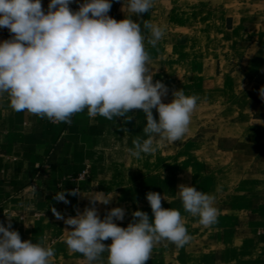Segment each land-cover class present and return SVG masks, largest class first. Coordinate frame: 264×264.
<instances>
[{"label": "clouds", "instance_id": "1", "mask_svg": "<svg viewBox=\"0 0 264 264\" xmlns=\"http://www.w3.org/2000/svg\"><path fill=\"white\" fill-rule=\"evenodd\" d=\"M72 2L50 0L45 12L41 0H0V28L11 33L10 39L0 42V96L7 94L9 107L15 112L27 111L69 125L71 118L85 109L90 118H122L124 123L133 119L130 113L141 110L146 119L142 132L147 138L137 137L127 149L137 159L156 153L164 142L181 140L201 98L179 89L173 91L170 103L162 102L168 88L159 80L153 82L145 33L147 44L154 48L165 37L166 28L147 20L141 26L132 19L148 13L154 0H127L131 15L120 21L108 15L111 0H84L77 11L69 7ZM124 4L125 0L123 12ZM261 95L264 98V90ZM178 188L183 209L198 217L200 225L208 228L218 222L214 195L194 186L181 184ZM79 194V189L67 192ZM97 194L90 196L92 207H85L83 213L77 211L75 217L65 219L51 209L57 220L70 226L64 230V243L87 264H105L104 253L106 264H146L158 244L167 242L182 248L190 243L192 237L180 211L163 208L166 198L161 194L147 193L152 217L136 210L126 228L114 222L125 217L121 207L100 218L95 204L107 205L111 199ZM53 199L69 203L65 190L55 193ZM5 216L7 226L0 224V264H51L54 249L22 241L19 232L11 230L12 217ZM109 239L111 244L103 243Z\"/></svg>", "mask_w": 264, "mask_h": 264}, {"label": "rangeland", "instance_id": "2", "mask_svg": "<svg viewBox=\"0 0 264 264\" xmlns=\"http://www.w3.org/2000/svg\"><path fill=\"white\" fill-rule=\"evenodd\" d=\"M261 35V39L245 44L238 58L212 60L217 65L212 74L224 72L232 85L264 84V29ZM183 91L201 98L184 137L164 142L156 153L137 159L127 149L137 137L147 138L142 132L146 122L117 121L115 132L101 146L103 170L89 169L70 217L92 207L90 196L103 193V198L111 200L107 205L95 204L98 215L103 219L112 208L121 207L125 217L114 222L126 228L136 210L152 217L146 194L157 192L166 198L163 208L180 211L192 239L182 248L167 242L156 245L146 264H264V115L248 117L230 107L231 96L238 92L235 89L213 92L210 99H203L196 91ZM154 118L159 119L158 113ZM181 184L215 196V225L205 228L198 217L183 209L176 194ZM66 228L70 230L63 222L18 232L22 241L51 246L55 252L51 264H87L64 243ZM111 242L103 241L106 245ZM103 259L106 264L107 253Z\"/></svg>", "mask_w": 264, "mask_h": 264}, {"label": "crops", "instance_id": "3", "mask_svg": "<svg viewBox=\"0 0 264 264\" xmlns=\"http://www.w3.org/2000/svg\"><path fill=\"white\" fill-rule=\"evenodd\" d=\"M83 2L73 0L69 7L77 11ZM41 3L47 12L50 0ZM111 3L110 17L120 21L131 15L127 0L124 12L123 0ZM132 19L141 26L147 20L166 28L165 37L154 48L147 44L145 33L153 82L159 80L168 88L163 103H170L173 91L180 88L196 91L203 99H210L213 92L235 89L238 92L231 96L230 107L248 117L264 115L263 83L232 85L224 72L212 74V67L217 66L212 60L238 58L245 44L261 39L264 0H154L148 13ZM10 38L8 29L0 28V42ZM157 113L153 109V116ZM129 115L133 119L128 123L146 122L141 110ZM114 119L90 118L85 109L71 118L70 125L53 123L27 111H13L7 94L0 96V224L7 226L6 214L12 217L11 230L15 231L39 224L59 225L64 221L56 219L53 207L65 219L70 217L77 202L67 192L74 190L84 169L103 170L101 146L115 132V123L122 121ZM61 190L68 204L53 199Z\"/></svg>", "mask_w": 264, "mask_h": 264}, {"label": "built area", "instance_id": "4", "mask_svg": "<svg viewBox=\"0 0 264 264\" xmlns=\"http://www.w3.org/2000/svg\"><path fill=\"white\" fill-rule=\"evenodd\" d=\"M89 174V168L84 169L76 178L77 185L75 186L74 189H79L81 188V183L82 181L87 177Z\"/></svg>", "mask_w": 264, "mask_h": 264}]
</instances>
